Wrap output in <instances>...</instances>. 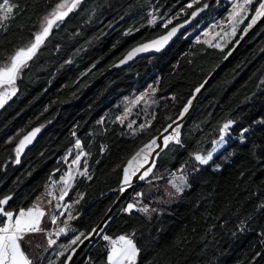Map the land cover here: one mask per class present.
<instances>
[{"label":"trees","instance_id":"obj_1","mask_svg":"<svg viewBox=\"0 0 264 264\" xmlns=\"http://www.w3.org/2000/svg\"><path fill=\"white\" fill-rule=\"evenodd\" d=\"M14 2L19 14L0 30V67L30 46L62 0ZM259 2L249 5L246 21L219 48L204 43L205 33L227 29L233 0H83L54 26L0 108V197L12 196V209L31 208L45 195L67 171L64 155L77 140L87 153L81 163L87 175L76 176L54 224L26 238L33 264L68 263L81 242L63 255L53 253L56 244L80 233L83 241L103 222L124 191L128 161L182 117L196 89L244 35ZM173 28L179 36L163 54L121 63L133 47ZM138 94L152 104L127 116L123 103ZM227 121L233 122L228 145L199 164L195 156L212 149ZM37 128L16 163L20 141ZM177 128L181 143L164 146L149 176L115 207L74 264H108L111 245L104 235L132 236L137 264H264V22ZM181 172L189 185L181 194L158 186ZM128 204L135 206L131 212L124 210Z\"/></svg>","mask_w":264,"mask_h":264},{"label":"snow or ice","instance_id":"obj_2","mask_svg":"<svg viewBox=\"0 0 264 264\" xmlns=\"http://www.w3.org/2000/svg\"><path fill=\"white\" fill-rule=\"evenodd\" d=\"M254 0H233V8L230 13V18L235 19L237 23L241 22L244 18V13L249 11L248 6L253 4ZM81 3V0H72V3L69 5L68 0H62L61 3H58L55 9L46 17H44V25L41 28V31L35 34L34 41L30 46L26 48L18 49L14 55L9 57V63L5 66L0 67V86L3 85H14L17 77L20 75L21 70L27 66L28 62L32 60L36 55L41 45L45 42L48 36L51 34L53 26H58L57 21L62 22L64 18L76 8ZM191 7V5H189ZM207 7V4L204 5ZM18 4L14 0H0V30L7 31L9 27L10 20H14L19 14L17 11ZM203 8L200 9L202 11ZM195 15V13H193ZM264 17V0H260L258 7L255 9V15L251 18V23L248 25V28H251L258 19ZM239 18V19H237ZM150 23L155 24V19L151 20ZM171 23V21H168ZM167 27V24H165ZM177 29L173 28L166 37H162L160 40L153 41L151 44H143L139 47L133 48L130 51L126 58L121 61V63H126L128 60H131L136 54L142 51H148L150 48L155 47L159 51L160 47L163 46V43H166L175 33ZM236 28L235 25L232 29V34H235ZM247 31V29H245ZM208 35V33H205ZM204 43L210 44L211 47L219 48V44H211L210 41H204ZM230 54V53H229ZM95 65H93L94 67ZM15 88L13 87L11 92L0 93V108H2L11 96L15 95ZM197 92L200 89H196ZM191 106V101H189L188 106L183 109L181 116L188 112L189 107ZM123 122V117L120 118ZM103 121H101L102 123ZM232 121L224 124L222 132L227 133ZM131 127V124L128 125ZM144 127V126H141ZM171 127V125H169ZM40 129H35L32 133L25 136L23 140L20 141V145L17 147V159L16 163H19V153L26 143H31V140L35 137V134L39 132ZM246 131V130H245ZM170 140H174L175 143L180 144V130L177 128L175 130V135L172 137H164L163 145L167 147ZM224 140V137L221 136V143ZM76 148H82L81 142L76 141ZM160 145L157 143V139H152L148 144L144 145L139 152L134 155L131 160L128 161V166L124 169V179L123 183L125 185L130 184L132 176L143 166L140 162V157L143 155V160L147 161L148 154L154 150V148H159ZM82 155H87V153H81ZM195 159L201 164H207L211 159V155L204 157L201 155H196ZM73 163H80V155H77L73 160ZM151 172V168L143 172L138 178L143 180ZM81 175H87V169L85 168ZM71 174H69V177ZM88 179H91V176H87ZM67 184V180L65 181ZM123 191V189H122ZM177 191H182V189L177 188ZM67 194V190L62 191L60 199L64 198V195ZM12 200V196L0 197V264H33V260L24 250V245L29 243L26 239L32 234L41 233L45 230L41 228V218L45 215L44 211L40 210L38 206L32 208L14 210L9 206V201ZM59 207V205H58ZM135 206L133 204H128L124 209L126 212H131ZM142 211H147V209H142ZM72 218V217H70ZM53 223L56 220V217L52 218ZM65 229L61 228L59 233L64 232ZM96 232V229L92 230ZM81 236H84V233L76 236L72 240V244H76L77 241H81ZM103 240L110 242V249L107 256L108 264H136L137 257L139 255V248L137 247L134 239L131 236L121 235L115 239L108 235H104ZM85 239L88 237L85 236ZM49 244H54L55 241L49 238ZM63 255V252H61ZM68 260H71V256L67 257Z\"/></svg>","mask_w":264,"mask_h":264},{"label":"rangeland","instance_id":"obj_3","mask_svg":"<svg viewBox=\"0 0 264 264\" xmlns=\"http://www.w3.org/2000/svg\"><path fill=\"white\" fill-rule=\"evenodd\" d=\"M82 1L83 0H81V2ZM71 3H72V0H68V4L70 5ZM76 8H74L72 11H74ZM232 8H233V5H232ZM248 8H249V6H248ZM71 12H69V13H71ZM231 12H232V10H231ZM248 16H249V11L244 13V18L239 23H237L235 19L230 18V23L228 24V27H227V29L224 32H222L221 29L214 31L213 33L208 32V35H206V40L210 41L211 44H219L220 47H224L226 45V42L237 33L238 29L246 21ZM237 19H239V18H237ZM58 22L59 21H57V23ZM43 25H44V21L42 23V26ZM234 25H235L236 31H235V34H232V29H233ZM42 26H41V28H42ZM54 26H53V28H54ZM249 29L250 28H247V31ZM247 31H245V33ZM18 78H19V76L17 77L16 82H15L14 85H3V86H0V93L6 92V91L7 92H11L13 87L16 90ZM13 96H11V98ZM123 104L126 107V115L128 116V115H131L132 113L136 112L137 108H139V106L141 104L149 105V104H152V102H150V100L146 98L145 94H138V95H135V96L127 99ZM228 122L229 121H227L226 123H228ZM232 125H233V123L230 125V127ZM230 127L227 130V133H224V132L221 131L220 136L215 140L212 149L208 153H206V154H201L200 153V154H197V155H201V156H204V157H208L209 155H211V159L208 161V163L211 162L214 159V157L217 154H219L228 145V135H229ZM221 136L224 137V140L221 143L218 144L217 142L220 141ZM75 145H76V143H75ZM75 145L71 149H69L67 151V153L64 155V158L68 159V164H69V167H68L67 171L60 178L54 179L50 183V185H48L45 195L44 196L42 195L37 200L35 205L32 206V207L38 206L40 208V210L44 211V213H45V215L41 218V228L42 229H44L46 227V225L50 221H52L51 218L53 216L56 217L57 211H59L60 209H62L64 207V200H65L66 195H64L63 199H60V195H61L62 191H64L66 189L67 192H68V190L71 187V185H72L74 179L76 178V176L81 175V172L84 171V168L81 165L82 160L84 158V155L81 154V153H83L82 148L78 149V148L75 147ZM152 152H150L148 154L147 161L143 160V155L140 157V162L143 164V166L150 160V156H151ZM77 155H80V163L79 164L73 163V160L76 158ZM197 162L199 164H201L199 161H197ZM201 165H206V164H201ZM152 168H153V166L151 167V172H152ZM151 172H149V174ZM69 174H71L70 177H69ZM134 176H132L131 182H132V179H133ZM66 180H67V184H65ZM139 181H142V180L139 179ZM131 182H130V184H131ZM130 184L125 185L123 190L126 187H128ZM157 184H158V186H160L162 188V190L165 193H167L168 195H171V196L181 194L182 192H184L189 187L187 176L183 172H181L179 174H176L174 176H171L165 182L157 181ZM177 188L182 189V191L178 192ZM58 205H59V207H58ZM25 210H27V209H25ZM52 223H53V221H52ZM54 230H56V229L54 228ZM36 234H38V233H36ZM134 241H135V239H134ZM71 242H72V240L70 242H68V243H58V244H56L57 246L55 247V251L53 253H55V255H60L61 252H64V251H66V249L69 248V246L71 245ZM135 243H136V241H135ZM136 245H137V243H136ZM138 258H139V255L137 257L136 264L138 262Z\"/></svg>","mask_w":264,"mask_h":264},{"label":"water","instance_id":"obj_4","mask_svg":"<svg viewBox=\"0 0 264 264\" xmlns=\"http://www.w3.org/2000/svg\"><path fill=\"white\" fill-rule=\"evenodd\" d=\"M264 22V17H261L260 19L257 20V22L241 37V39L239 40V42L236 44V46L234 47V49L230 52L229 56L227 57V59L223 62L222 65H220L212 74L211 76L207 79V81L204 83V85L200 88V91L196 93V95L194 96L191 106L189 107V110L187 113H185L180 119H178L177 121H175L173 124H171V127H168L157 139L158 144L160 145L159 148H155L150 156V160L135 174V176L132 179L131 184L126 187L124 189V191L122 192V194L120 195L117 203L115 204V206L112 208V210L109 212V214L106 216V218L103 220V222L96 228V232H93L88 239H84L83 243H81L72 253L71 255V260L68 261L67 264H74L76 259L78 258V256L81 254V252L86 248V246L94 241L100 231V229L102 228L103 224L105 223V221L107 220V218L109 217V215L112 213V211L115 209V207L128 195V193L134 188V186H136L139 183V176L145 172L147 169L151 168L156 160L157 155L162 151V149L164 148L163 145V138L164 137H169L174 130L180 126L182 123H184L191 115V113L193 112V109L195 108L199 98L201 97V95L203 94V92L206 90L207 86L209 85V83L211 82V80L213 79V77L220 71V69L223 68V66L229 61L231 60V58L236 54V52L241 48V46L247 41V39L262 25V23ZM168 35H161L158 36L154 39H151L149 41H145L143 43H140L138 45H136L133 48L139 47L143 44H151L153 41L156 40H160L162 37H166ZM179 36V32H176L170 39L167 40L166 43H163V46L160 47L159 51L156 50L155 47L150 48L148 51H142L139 52L138 54H136L131 60H128V62H134L138 59L141 58H145V57H150V56H155V55H161L163 54L170 46L171 44L175 41V39ZM132 48V49H133ZM132 49L130 51H132ZM129 51V52H130ZM27 148L25 147V150Z\"/></svg>","mask_w":264,"mask_h":264}]
</instances>
